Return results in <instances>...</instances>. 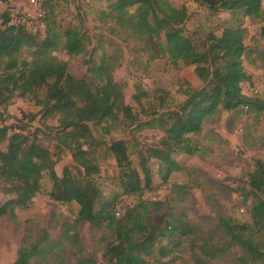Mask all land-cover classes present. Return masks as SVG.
I'll use <instances>...</instances> for the list:
<instances>
[{"label": "rangeland", "instance_id": "obj_1", "mask_svg": "<svg viewBox=\"0 0 264 264\" xmlns=\"http://www.w3.org/2000/svg\"><path fill=\"white\" fill-rule=\"evenodd\" d=\"M113 1L41 0L49 19H55L63 27H77L85 44L81 54L69 55L59 50L54 52L55 57L66 62L77 78L95 79L91 67L103 54L111 56L114 79L123 88L124 103L130 105L131 113L138 117L134 121L125 120L121 114L118 121L91 124L94 140L84 148L99 165V172L92 177L101 190V200L116 202L115 210L120 211L117 217H123L141 201L161 203L160 210L150 204L153 221L165 230L152 255L146 257L153 264H264L263 260L242 263V250L238 246L218 251L227 240L220 217H228L235 224H253L249 180L256 161L264 160V111L257 115L248 112L247 107L221 108L204 121L199 133L187 135L198 149L194 155L172 153L164 162L152 157L148 148L163 147L164 133L159 128L137 130L136 124L152 119L155 113L178 109L187 91L203 83L195 66L175 65L169 55L163 53L160 49L161 44L165 45L163 33L160 39L138 37L121 26L110 12L109 5ZM170 2L179 8L187 7L186 34L201 48L207 46L211 34L221 36L226 28L240 27L245 31L247 51L243 64L251 81L244 82L242 89L247 96L264 100V40L261 38L264 20L246 16L241 10L215 12L196 0ZM262 7L264 9V0ZM12 8L33 12L28 0H0V25ZM130 11L134 12V8ZM45 23V20H35L37 33H44ZM19 57L30 60V50H23ZM44 94V89L38 92L42 98ZM45 111L46 108L32 97L21 98L16 93L0 108V127L7 125L11 133L23 131L36 135L35 138L53 153L54 169L63 176L66 167L75 171L76 163L72 152L59 144V116L46 115ZM119 139L127 142L132 167L142 178V160L151 168V190L124 193L120 186L123 170L108 149L112 141ZM7 145V141L1 142L0 148L6 150ZM169 165L174 168L165 179ZM49 174V171L44 172L41 190L29 209L17 210L14 218H0V264H13L19 248L45 239L32 264H77L89 257L94 258L96 264H107L103 254L115 241V235L107 224L96 227L88 222L78 223V203L52 200L49 193L53 182ZM12 196L5 192V182L0 179V203ZM178 223L193 228L194 232L184 236L171 234L169 225ZM260 240L264 242V236H260ZM201 245L208 252L217 250V256L212 258L201 252ZM162 247L163 253L160 252Z\"/></svg>", "mask_w": 264, "mask_h": 264}, {"label": "trees", "instance_id": "obj_2", "mask_svg": "<svg viewBox=\"0 0 264 264\" xmlns=\"http://www.w3.org/2000/svg\"><path fill=\"white\" fill-rule=\"evenodd\" d=\"M196 1L215 12L241 10L246 16L264 20L263 0ZM109 6L120 25L134 36L160 39L163 33L165 45H160L163 53L168 54L175 65L195 66L203 83L187 91V97L178 109L155 113L152 119L136 124L137 130L159 128L164 133L161 139L163 147L148 148L152 157L164 162L172 153L194 155L198 149L187 135L199 133L204 121L221 108L236 110L247 107L248 112L257 115L264 111V100L249 97L242 89L244 82L251 81L243 64L247 46L242 28H226L221 36L211 34L207 46L201 48L186 34L188 9L185 6L176 7L170 0H115ZM131 8L134 12L130 11ZM48 19L45 11L44 33H32L25 26L10 24L9 13L5 15L0 25V108L17 93L21 98L35 99L37 104L46 108V115H58L61 127L59 144L72 152L75 171L66 167L63 176H59L54 169L53 153L35 138L36 135L30 136L23 131L11 133L9 126L0 127V143L8 142L6 150L0 148V179L5 182V192L13 195L0 203V218H14L17 210L29 209L41 190L44 172L49 171L53 182L49 193L52 200L78 203V223L88 222L96 227L107 224L115 235V241L103 254L107 264H153L146 257L152 255L165 230L153 221L150 204L155 210H160L161 203L141 201L123 217H117L116 202L101 200V190L92 177L99 172V165L94 162L95 157L90 151L84 148L94 140L92 123L118 121L121 114L125 120L134 121L138 117L131 113V106L124 103L123 88L114 79L112 57L103 54L91 67L95 79L89 76L77 78L69 71L66 62L55 57L54 52L83 53L85 44L81 32L77 27H63L55 19ZM261 38L264 40V25ZM23 50H30V60L19 57ZM41 89L45 91L43 98L38 96ZM108 149L123 170L120 186L124 193L138 194L144 189H152L151 168L142 160V178L132 167L124 139L112 141ZM173 168V165L167 167L165 179ZM249 185V194L253 196L250 208L253 224H235L228 217H220L227 240L218 251L238 246L242 250V263L264 261V242L260 240V236H264V160L256 161ZM248 198L249 195L245 199ZM169 227L171 234L179 236L194 232L193 228L181 223L170 224ZM45 240L19 248L13 264H32ZM199 249L212 258L217 256V250L208 252L204 245ZM163 250L162 247L160 252ZM96 263L89 257L77 264Z\"/></svg>", "mask_w": 264, "mask_h": 264}, {"label": "built area", "instance_id": "obj_3", "mask_svg": "<svg viewBox=\"0 0 264 264\" xmlns=\"http://www.w3.org/2000/svg\"><path fill=\"white\" fill-rule=\"evenodd\" d=\"M30 6L33 8V12L30 11H22L19 12L17 10L9 9V17H10V24H14L16 26L22 25L25 26L29 31L33 33H37V25L35 24V20H42L45 19V10L43 8L41 0H28ZM3 4V1H1ZM44 26V23H42ZM117 214H120L118 211Z\"/></svg>", "mask_w": 264, "mask_h": 264}]
</instances>
